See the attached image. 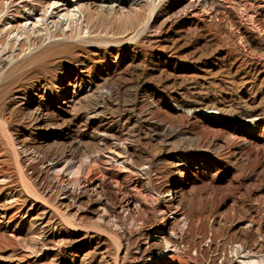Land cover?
I'll use <instances>...</instances> for the list:
<instances>
[{
  "label": "rangeland",
  "instance_id": "374dc122",
  "mask_svg": "<svg viewBox=\"0 0 264 264\" xmlns=\"http://www.w3.org/2000/svg\"><path fill=\"white\" fill-rule=\"evenodd\" d=\"M48 1L0 0V264H264V0Z\"/></svg>",
  "mask_w": 264,
  "mask_h": 264
},
{
  "label": "bare ground",
  "instance_id": "6f19581e",
  "mask_svg": "<svg viewBox=\"0 0 264 264\" xmlns=\"http://www.w3.org/2000/svg\"><path fill=\"white\" fill-rule=\"evenodd\" d=\"M10 1V0H9ZM77 0H65V1H57V0H52V1H48V3H47V7H52L53 8V10H56V13H55V16H56V18H57V20L59 21V22H63V21H65V22H67V20H68V23H69V20L71 19L72 20V18H75L76 17V15H80V9L78 8V6H77V2H76ZM107 1V0H106ZM130 1V0H129ZM91 2V1H90ZM89 2V3H90ZM121 2H123V0H117V1H113V2H111V3H109L108 2V4L107 5H103L102 6V8H107V9H113L115 6H120V5H122L121 4ZM8 3V2H7ZM95 3V2H94ZM99 3V2H98ZM114 3V4H113ZM9 4H11V2H9L8 3V5ZM80 4H82V3H80ZM97 4V3H96ZM69 5H71V8L70 9H68V7H69ZM79 5V4H78ZM87 5V4H86ZM91 5V4H90ZM95 6V5H94ZM90 7V6H89ZM121 7V6H120ZM78 18V17H77ZM82 19V18H81ZM18 20V19H17ZM29 20H31V14H29V16H27V18H26V20H25V22L23 21V24H21L22 25V27L23 28H25V27H28V26H30V25H32V26H35L37 23H40V21L41 22H43V19H41V18H37V20L35 21V22H31V21H29ZM58 21H56V22H58ZM37 22V23H36ZM8 23H10V22H8ZM13 55V54H12ZM11 58H12V56H11ZM6 59H7V57H6ZM6 59L4 60V61H6ZM9 59V58H8ZM38 125V124H37ZM34 127V126H33ZM20 145V144H19ZM23 146V145H22ZM25 146V145H24ZM19 148V147H18ZM121 151V150H120ZM24 152V151H23ZM21 154V153H20ZM114 154H116V153H114ZM120 154V153H119ZM118 154V155H119ZM67 155V154H66ZM117 155V156H118ZM18 156V155H17ZM106 156V155H105ZM114 156V155H113ZM22 157H24V156H22ZM26 157V156H25ZM116 157V156H115ZM66 158V157H65ZM93 158H94V156H93ZM112 158V157H111ZM118 158V157H117ZM119 158H121V156H119ZM118 158V159H119ZM28 159V158H27ZM122 159V158H121ZM114 160H116V158L114 159ZM72 161V160H71ZM88 161V160H87ZM94 161H96V163H97V165L99 164H102L103 163V161H102V159H100V158H98V159H96V160H94ZM74 162V161H73ZM120 162H121V160H120ZM124 162V161H123ZM122 162V163H123ZM128 162V161H127ZM111 163V162H110ZM115 163V162H114ZM118 163V162H117ZM62 164V163H61ZM83 164V163H82ZM88 164V163H87ZM121 164V163H120ZM124 164V163H123ZM65 165V164H64ZM98 165V166H99ZM87 165H80V166H78L77 167V165H76V167L78 168H76V172L78 171V172H82L83 170H85V169H87V167H86ZM121 166V165H120ZM93 167V166H92ZM95 167H97V166H95ZM115 167V166H114ZM53 171H55V175H58V176H61V174H63V172H65V171H69L70 172V170L72 169V168H74V170H75V164L74 163H67L66 165H65V167H63V168H60L59 167V165L58 164H52L51 165V167H50ZM97 168H99V167H97ZM107 168V167H106ZM111 166H110V170H111ZM122 168V167H121ZM124 168V167H123ZM96 169V168H95ZM115 169V168H114ZM117 169H119V168H117ZM50 170V169H49ZM51 170V171H52ZM74 170H72V171H74ZM90 169L88 168V171H89ZM93 170H94V168H93ZM98 169H96V173L98 172L97 171ZM100 170V169H99ZM122 170H124V169H122ZM121 170V171H122ZM87 171V170H86ZM113 171V170H112ZM120 171V172H121ZM68 172V173H69ZM75 172V171H74ZM73 172V173H74ZM94 172V173H95ZM100 172V171H99ZM102 172V171H101ZM119 172V171H118ZM95 173V174H96ZM129 173V172H128ZM65 174H67V173H65ZM70 174V176L72 175V172L71 173H69ZM75 174H77V173H75ZM82 174V173H81ZM84 174V173H83ZM88 174V173H87ZM99 174V173H98ZM74 175V174H73ZM127 175V174H126ZM69 176V175H68ZM64 177V176H63ZM77 177H78V175H77ZM76 177V178H77ZM2 178V177H1ZM61 178V177H60ZM59 178V179H60ZM75 178V179H76ZM99 178V177H98ZM74 179V180H75ZM118 179V178H117ZM121 179V178H120ZM56 180V179H55ZM67 181V180H66ZM116 181V180H115ZM2 182V181H1ZM117 182V181H116ZM71 183V182H70ZM80 183V182H79ZM100 184V182H99V180H96V181H92V182H88V186L91 188V187H96V186H98ZM119 184V183H118ZM72 185V184H71ZM79 185V184H78ZM87 185V184H86ZM186 185V180H185V177H184V175L182 174V175H180L179 176V179H178V181H176L175 183H172L169 187V189H168V193L170 192L171 194V196H172V198H171V201H175L174 199L176 198V193H178V191H180L184 186ZM116 186V185H115ZM68 187V186H67ZM72 188V187H71ZM99 188V187H98ZM142 188V187H141ZM69 189V188H68ZM66 190H67V188H66ZM78 190V189H77ZM68 192H69V190H68ZM117 192V191H116ZM128 192V191H127ZM70 193V192H69ZM72 193V192H71ZM123 193V192H122ZM167 194V193H166ZM128 195V194H127ZM180 195V194H179ZM30 196V195H29ZM135 196V195H134ZM32 197V196H31ZM37 197V196H36ZM67 197V196H66ZM166 198H167V196H165ZM17 198V197H16ZM163 198V197H162ZM166 198H164V199H166ZM10 199V198H9ZM8 199V200H9ZM65 199V198H64ZM10 200H12V199H10ZM142 200V199H141ZM178 200V199H177ZM13 201V200H12ZM7 202V201H6ZM100 202V201H99ZM98 202V203H99ZM9 204V203H8ZM43 204V203H42ZM100 205V204H99ZM169 206H171V207H168V210H171V209H174V207H172L173 206V203H171ZM145 207V206H144ZM165 207V206H164ZM120 208V207H119ZM121 208H122V206H121ZM123 208L127 211L126 213H128V212H132V211H135V208H136V204H135V201H134V199L133 198H127L126 199V203L124 204V206H123ZM162 210V209H161ZM168 212V211H167ZM158 213V212H157ZM180 213V212H179ZM48 214V213H47ZM169 214V213H168ZM168 214H167V216H168ZM173 216L174 215H176V211H174L173 213ZM4 217V216H3ZM9 219H11L10 217H8ZM103 218V217H102ZM105 218H107V217H105ZM172 219H174V218H172ZM184 219V218H183ZM7 220V219H6ZM23 221V220H22ZM18 223V222H17ZM28 223H29V221H28ZM27 223V224H28ZM170 225V221L168 222V226ZM14 226V225H13ZM29 226H30V223H29ZM11 227V226H10ZM17 227V226H16ZM28 227V226H27ZM13 229V228H12ZM30 229V228H29ZM28 229V230H29ZM163 228H159V230H162ZM180 230V229H179ZM29 233H30V231H29ZM151 236V235H150ZM164 240H165V246L166 247H162V246H160V251L162 252V253H164V252H167V246L170 244H172V245H175L176 244V241L173 239V238H170V237H164L163 238ZM35 243V242H34ZM259 248V247H258ZM169 251V250H168Z\"/></svg>",
  "mask_w": 264,
  "mask_h": 264
}]
</instances>
